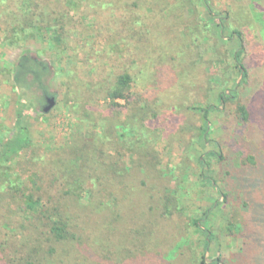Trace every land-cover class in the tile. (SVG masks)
Masks as SVG:
<instances>
[{
  "label": "rangeland",
  "instance_id": "374dc122",
  "mask_svg": "<svg viewBox=\"0 0 264 264\" xmlns=\"http://www.w3.org/2000/svg\"><path fill=\"white\" fill-rule=\"evenodd\" d=\"M5 1L0 136L11 137L22 110L31 141L0 172L14 179L33 166L39 173L22 178L43 197L37 189L61 170L81 169L79 192L60 179L44 193L67 207L79 235L102 234L101 260L97 246L83 245L72 264H264V0ZM7 6L29 17L43 9L52 23L14 38ZM27 57L33 73L43 67L38 81L19 68ZM125 73L134 98L115 107L104 91ZM47 96L56 104L45 113ZM3 184L0 264H16L30 214L16 215ZM203 219L209 242L194 225Z\"/></svg>",
  "mask_w": 264,
  "mask_h": 264
},
{
  "label": "trees",
  "instance_id": "16d2710c",
  "mask_svg": "<svg viewBox=\"0 0 264 264\" xmlns=\"http://www.w3.org/2000/svg\"><path fill=\"white\" fill-rule=\"evenodd\" d=\"M5 2H9L10 4L14 5L15 0H6ZM3 2V3H5ZM68 4V3H67ZM18 5V4H17ZM69 6V4H68ZM208 10L213 14V16L216 18H219L217 14H215L212 9L207 5ZM3 14L6 15V17L9 18L11 22H16L15 24V31L16 34L14 35V38H22L21 35H19L22 31L20 27H24L27 25H31L33 30H45V26L41 24L51 25V21H49V18L47 17V14L43 9H38L34 11H30V17L29 15L23 16L21 13H19L16 10L15 6H7V8L3 9ZM60 18V17H58ZM55 20V19H54ZM220 27L222 30H226L225 21H220ZM20 28V29H18ZM228 29V28H227ZM23 32H25L24 29H22ZM55 34V40L60 42V33L56 30L54 31ZM234 36V33H232ZM232 37V36H231ZM235 60L236 65L240 71V74L242 76V80L247 77V73L245 71V67L243 66L242 60H241V53L237 52L235 54ZM29 62H36L35 60L27 57L23 58L21 62L22 74L28 72L33 74L35 79L38 81L39 74L41 76V73H33L31 71V68L28 67ZM96 75V74H94ZM16 80H20V77L17 76ZM133 77L129 73H125L122 75H119L116 79V82L114 86L109 87L106 89L105 92V98L107 100H110L112 102V105L115 107H120L119 101H126L130 103L132 99L134 98V91L133 89ZM220 100H224V95L220 97ZM22 107V106H21ZM240 112L242 114L241 118L242 120H248L250 118V115L248 114V111L245 106H240ZM22 110H20L18 121H17V127L14 133H12L11 137L9 138H3L0 136V143H2V148L0 150V167H3L6 163H12V161L18 157V155L24 150L26 146L30 144V136L28 130L22 125ZM130 126V125H129ZM130 128L127 127V131ZM2 139V140H1ZM45 160H50L52 163V167L55 169L58 164H60V160L56 159L55 157L52 159H49L46 156H44ZM203 161V160H201ZM204 163V162H203ZM81 171V169H77ZM76 169H65L61 170L59 172L61 176L59 178H54L49 187L47 189H44L42 186H40L37 191L41 192L43 197L41 195H38V197H35L36 191L34 192L33 187H31L22 177V175L26 172L28 174H34L39 173L38 171L33 169V166L29 167V169L26 168V170L20 171V175H18L16 178L12 179L11 176V170L7 169L6 171L0 172V181L5 182L8 185H4L7 187L6 193L9 195V199L6 196L7 204H12L13 209L16 210V215L23 214V212H29L30 217L25 219V221L28 223V227L24 225V229L28 231L27 233H23L20 236V239L22 241V248L23 250L19 252L22 254L23 259L22 261H19V259H16L12 263L16 264H72L73 260H75V256L72 257V253L82 252L85 253V248L81 246H90L94 245L97 246L96 250L99 251V260H101V257L103 256V252L101 249V246L104 245V242L99 245L100 241V235L97 234L94 237H91L87 235V237H83L79 235V232H77L74 229V220L72 217L69 216L68 212L66 211V206L62 202H55L53 206H50L51 203H47L44 198L46 193L47 196L50 195V190L54 189L60 181V179H64L66 182L63 183L64 187L68 186V189L70 192H79L84 187H82L81 180H84L82 177L83 175L80 174V178H76V174H78V171ZM53 176H56L55 173H53ZM75 176V179H74ZM41 182L45 183L42 179ZM119 188H117L118 190ZM66 190V191H67ZM113 189L110 191V195H113ZM66 191L64 192L66 194ZM120 193V192H119ZM64 200V198H63ZM106 204V202H104ZM119 205V204H118ZM117 205V207H118ZM108 207V205H107ZM117 207H113V209H116ZM21 212V213H20ZM21 214V215H22ZM117 216L119 215L118 212L115 213ZM210 214L209 211L205 213V218ZM20 216V215H19ZM114 218V222L117 223L116 217ZM121 215H119L120 217ZM203 220H195L194 225L197 229L204 231L205 235L208 237L207 242H209V236L210 232L206 230L204 227H201L200 222ZM26 224V223H25ZM166 233L167 231L164 230ZM168 234V233H167ZM98 236V237H97ZM96 237V238H95ZM164 239V238H163ZM163 239L160 241V243L163 241ZM106 240V239H105ZM208 250V249H206ZM112 254V253H110ZM80 259L76 261L75 264H79ZM81 264H101L100 262H88L85 263L84 261ZM203 264H212V262L209 261H203ZM214 264H227V262L224 259L218 258L216 261H214Z\"/></svg>",
  "mask_w": 264,
  "mask_h": 264
},
{
  "label": "water",
  "instance_id": "95a60500",
  "mask_svg": "<svg viewBox=\"0 0 264 264\" xmlns=\"http://www.w3.org/2000/svg\"><path fill=\"white\" fill-rule=\"evenodd\" d=\"M47 106L43 109L45 113L49 112L56 104V100L54 97H46Z\"/></svg>",
  "mask_w": 264,
  "mask_h": 264
}]
</instances>
